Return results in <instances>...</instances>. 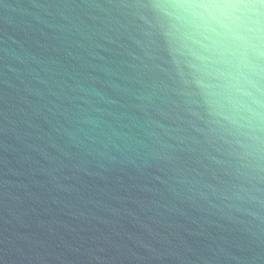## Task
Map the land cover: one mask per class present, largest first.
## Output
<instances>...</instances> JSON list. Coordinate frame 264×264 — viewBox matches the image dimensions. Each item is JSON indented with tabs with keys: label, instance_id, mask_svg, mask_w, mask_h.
Here are the masks:
<instances>
[{
	"label": "water",
	"instance_id": "1",
	"mask_svg": "<svg viewBox=\"0 0 264 264\" xmlns=\"http://www.w3.org/2000/svg\"><path fill=\"white\" fill-rule=\"evenodd\" d=\"M157 2L0 0V264H264V124L208 116Z\"/></svg>",
	"mask_w": 264,
	"mask_h": 264
},
{
	"label": "clouds",
	"instance_id": "2",
	"mask_svg": "<svg viewBox=\"0 0 264 264\" xmlns=\"http://www.w3.org/2000/svg\"><path fill=\"white\" fill-rule=\"evenodd\" d=\"M179 74L207 114L240 129L264 124V0H162ZM259 130L258 128L256 129Z\"/></svg>",
	"mask_w": 264,
	"mask_h": 264
}]
</instances>
